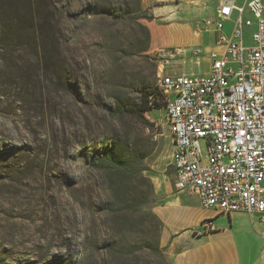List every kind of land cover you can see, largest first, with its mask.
Wrapping results in <instances>:
<instances>
[{"label": "rangeland", "instance_id": "374dc122", "mask_svg": "<svg viewBox=\"0 0 264 264\" xmlns=\"http://www.w3.org/2000/svg\"><path fill=\"white\" fill-rule=\"evenodd\" d=\"M125 2L134 5L133 0H53L54 40L43 48L25 38L0 45V264H169L164 252L160 256L148 245L159 231L146 221L150 216L143 226L131 210L115 220L118 213L101 209L109 199L104 174L84 169L111 139L137 135L152 147L144 174L150 180L163 169L174 174L165 108L146 113L152 125L150 119L160 122L156 139L150 125L111 110L138 103L142 89L157 85L155 49H214V35L206 34L202 43L194 38L212 15L198 14L191 31L168 30L167 18L154 13L160 11L157 5L141 3L140 18L110 13ZM230 28L229 21L224 31ZM167 35L171 44H161ZM178 63L179 68L167 52L162 68L210 72L206 54L199 67ZM199 144L206 155V141Z\"/></svg>", "mask_w": 264, "mask_h": 264}, {"label": "built area", "instance_id": "2783aa9c", "mask_svg": "<svg viewBox=\"0 0 264 264\" xmlns=\"http://www.w3.org/2000/svg\"><path fill=\"white\" fill-rule=\"evenodd\" d=\"M203 29L214 33L212 50L174 45L154 51L172 137L174 187L196 193L202 207L221 213H258L264 224V0H219ZM167 52L175 53L177 68L178 60L199 67L206 54L210 72L170 73L162 68ZM159 125H150L154 139ZM201 226L207 230L210 223Z\"/></svg>", "mask_w": 264, "mask_h": 264}, {"label": "crops", "instance_id": "0c3cea01", "mask_svg": "<svg viewBox=\"0 0 264 264\" xmlns=\"http://www.w3.org/2000/svg\"><path fill=\"white\" fill-rule=\"evenodd\" d=\"M141 3L145 7L157 5L160 11L154 13L161 20L167 18L168 30L191 31L198 14H215L219 0H196L194 4L189 0H141ZM196 34L197 43H202L206 34L214 35L213 31L205 30ZM167 37H162L160 43L171 44ZM169 150L171 165L172 140ZM174 177L175 171L170 174L166 169L151 177L152 210L161 221L159 243L169 264H264V224L258 213H221L202 207L196 193L175 189ZM204 220L210 223L207 230L201 226Z\"/></svg>", "mask_w": 264, "mask_h": 264}, {"label": "trees", "instance_id": "16d2710c", "mask_svg": "<svg viewBox=\"0 0 264 264\" xmlns=\"http://www.w3.org/2000/svg\"><path fill=\"white\" fill-rule=\"evenodd\" d=\"M133 1V6L130 7L128 2H125L124 7L109 9L110 13L117 17L125 15L140 18L141 2ZM54 6L53 0H0V45H10L17 39L25 38L36 46L45 47L46 43L55 39L51 29ZM144 30L149 38L148 29L144 27ZM159 107H164V95L156 85L154 88L142 89L138 103L114 107L111 112L134 118L145 127L152 125V122L147 120L146 113ZM151 150V144L143 137L137 135L115 137L96 150L97 154L88 159L84 170L87 173L93 168L104 174L109 199L101 202V209L118 213L115 220L122 215V211L131 210L140 214L142 220L140 225L143 226L145 216H150L151 220L146 221L153 222L159 231L154 242L148 241V245L154 252L163 256L159 243L161 221L150 206L154 201L153 185L144 174L147 170L145 160ZM152 229L153 226L150 225L149 229L146 228L144 231L150 233Z\"/></svg>", "mask_w": 264, "mask_h": 264}, {"label": "bare ground", "instance_id": "6f19581e", "mask_svg": "<svg viewBox=\"0 0 264 264\" xmlns=\"http://www.w3.org/2000/svg\"><path fill=\"white\" fill-rule=\"evenodd\" d=\"M170 54L173 56V58H175V53L174 52H170Z\"/></svg>", "mask_w": 264, "mask_h": 264}]
</instances>
